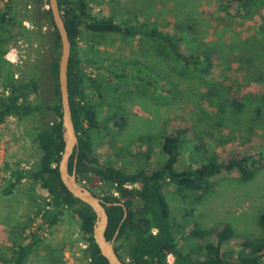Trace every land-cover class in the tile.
<instances>
[{"label": "trees", "instance_id": "16d2710c", "mask_svg": "<svg viewBox=\"0 0 264 264\" xmlns=\"http://www.w3.org/2000/svg\"><path fill=\"white\" fill-rule=\"evenodd\" d=\"M225 1L226 9L234 10L238 16L253 13L254 7L261 4L260 26L264 32V0ZM0 2V123L12 117L25 122V135L38 155L30 166H20V163L15 167L6 166L8 173L0 198L15 197L25 181L47 192L40 202L34 198L30 201L29 195L23 196L35 206L37 223L24 225L17 220L12 223L8 231L11 245L9 250L1 251L0 264H56L53 249L36 260L33 255L46 240V232L51 233L65 218L76 226L86 242L87 264H108L93 239L94 211L64 186L57 168L64 146L58 85L61 42L47 0ZM57 2L70 41L67 82L71 117L78 137V146L69 157L68 170L75 169L78 181L91 191L97 188L104 192L101 198L109 203L104 205L108 215L105 236L111 239L118 229L114 249L122 263L264 264V210L258 217L262 235L244 237L233 250H228L225 244L233 236L229 224L208 230L194 224L187 231L186 223L171 214L164 194L168 184H173L181 195L206 193L212 188L213 178L223 171L235 170L243 180L254 175L259 158L255 159L254 153H250L249 140L254 131L247 122L254 92L247 93L245 82L238 78L219 81L213 77L217 67H229L230 54L218 43L201 38L197 29L188 23H177L167 30L149 20L123 16L111 8L105 14L91 7L87 0ZM24 16L30 27L24 25ZM83 30L143 39L149 42L159 60L173 66L172 72L154 77L142 73L141 69L131 72L125 68L105 67L103 80L91 76L86 68L94 61L78 50ZM23 36L34 46L32 55L28 54L30 63L13 65L4 55L10 43L15 47ZM105 78L108 79L106 84L115 90L120 86L130 87L173 99L185 92L181 80L209 81L206 89L192 99L194 118L207 127V132L192 131V124L191 137L187 136L188 127L164 131L158 136L141 134L132 169L101 159L95 138H103L110 126L122 125L116 111L102 119L99 117L97 98L103 97ZM44 89L46 92L49 89L47 98L42 93ZM232 120L240 125L238 133L244 134L237 136L248 142L249 147L241 153L231 152L226 158H220L206 145L204 138L214 136ZM219 136V143L229 141L228 137ZM185 148L189 161L180 168ZM158 153L162 155L161 161H155ZM134 183L138 186L134 187ZM129 194L136 195L138 200L136 204L132 199L123 201L126 216L122 220L124 209L114 202Z\"/></svg>", "mask_w": 264, "mask_h": 264}, {"label": "rangeland", "instance_id": "374dc122", "mask_svg": "<svg viewBox=\"0 0 264 264\" xmlns=\"http://www.w3.org/2000/svg\"><path fill=\"white\" fill-rule=\"evenodd\" d=\"M91 7L108 13L114 9L117 13L131 18L149 20L159 27L171 30L174 24L188 23L193 25L201 38L214 41L230 54L229 67H217L213 77L216 80L229 81L238 78L244 81L247 93L254 92V103L248 112L247 122L252 125L253 134L250 138V153L258 159L254 175L249 180L240 178L237 171L221 172L213 178L212 188L206 193H178L173 184L164 188L171 214L186 223L187 231L194 224L204 230L229 224L233 231L232 238L225 248L234 249L244 237H259L262 231L258 217L264 210V32L261 29V4L254 7L253 13L238 16L234 10L226 9L225 0H87ZM0 6L2 3L0 2ZM25 26L30 27L27 17H23ZM24 37V36H23ZM8 48L4 58L15 65H29L28 54L32 55L34 46L25 39H19L15 47ZM84 57L94 63L86 70L91 76L104 78L105 67L125 68L134 72L141 69L142 73L168 75L172 72L169 62L159 60L149 42L138 37L123 38L119 34H95L83 30L80 35L78 50ZM25 58H23L22 56ZM27 56V57H26ZM101 65V67H99ZM102 89L103 97L97 98L100 119L108 113L116 111L122 118L121 126H110L108 133L99 139L95 138L97 152L101 159H107L117 167L132 169L136 164L138 138L141 134L158 136L164 131H173L180 127H188L187 136L193 130L207 132V127L194 118L193 97L203 92L209 81L195 82L181 80L185 89L177 99L160 96L158 92L143 91L120 86L116 90L106 84ZM109 82V81H108ZM110 83V82H109ZM52 87V84L49 83ZM2 87H0L1 91ZM49 93V89H47ZM46 89L42 92L47 98ZM196 110V109H195ZM258 110V111H257ZM25 122L12 117L0 123V189L8 173L6 166H30L37 155V150L25 135ZM240 125L229 121L214 136H206L204 142L216 151L220 158L231 153H241L249 147L238 133ZM228 137L229 141L219 143L218 137ZM238 138H234V136ZM231 137V138H229ZM221 138V137H220ZM234 138V139H233ZM99 141V142H98ZM156 143V147H158ZM187 147V145H186ZM261 154V156H259ZM162 155L155 156L161 161ZM189 161L188 150H183L180 168ZM32 188V189H31ZM92 190V189H91ZM104 190H107L104 188ZM21 191V192H20ZM101 197L104 192L93 189ZM24 195H29L40 202L46 198L47 192L39 185H31L25 181L19 187L15 197L0 198V253L9 250L11 239L8 234L14 221L35 225L36 208L29 203ZM35 221V222H34ZM30 222V223H29ZM51 231V230H50ZM46 240L35 251L33 257L42 258L48 249L54 250L56 264H87L86 242L76 226L67 218L61 224L46 232Z\"/></svg>", "mask_w": 264, "mask_h": 264}, {"label": "water", "instance_id": "95a60500", "mask_svg": "<svg viewBox=\"0 0 264 264\" xmlns=\"http://www.w3.org/2000/svg\"><path fill=\"white\" fill-rule=\"evenodd\" d=\"M47 3L61 42V54L58 65V85L64 146L60 159L57 163L59 176L64 186L71 192V194L89 205L94 211L95 221L93 225V239L101 254L106 258L108 264H123L122 260L119 258L114 249V238L118 232V229H116L111 239H107L105 236L108 215L104 205H108L109 203H106L101 197L95 195L91 189L78 181L75 169L72 171L68 170L69 157L78 146V137L71 117L67 82V65L70 55V41L63 19L61 17L57 0H47ZM75 162L76 158L74 160V163ZM114 204L121 205L123 207V220L126 216V207L123 201L120 200L114 202Z\"/></svg>", "mask_w": 264, "mask_h": 264}, {"label": "flooded vegetation", "instance_id": "af4514ba", "mask_svg": "<svg viewBox=\"0 0 264 264\" xmlns=\"http://www.w3.org/2000/svg\"><path fill=\"white\" fill-rule=\"evenodd\" d=\"M22 56V55H21ZM23 58H25L24 56H22ZM27 57V56H26ZM21 62V60L20 61H18L17 63H20ZM27 67V66H26ZM133 186L134 187H137L138 186V183H134L133 184ZM124 198V199H123ZM123 199V200H122ZM126 199H132V200H134V204H136V201L138 200V197L136 196V195H134V194H129L128 196H126V197H122L121 198V201H124V200H126Z\"/></svg>", "mask_w": 264, "mask_h": 264}]
</instances>
